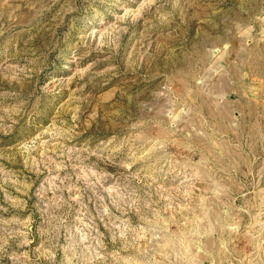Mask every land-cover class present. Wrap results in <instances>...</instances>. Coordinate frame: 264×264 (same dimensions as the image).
I'll use <instances>...</instances> for the list:
<instances>
[{"label": "rangeland", "instance_id": "374dc122", "mask_svg": "<svg viewBox=\"0 0 264 264\" xmlns=\"http://www.w3.org/2000/svg\"><path fill=\"white\" fill-rule=\"evenodd\" d=\"M0 264H264V0H0Z\"/></svg>", "mask_w": 264, "mask_h": 264}]
</instances>
